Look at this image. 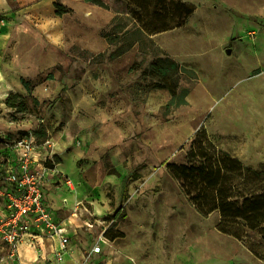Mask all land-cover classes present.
<instances>
[{"label":"rangeland","instance_id":"obj_1","mask_svg":"<svg viewBox=\"0 0 264 264\" xmlns=\"http://www.w3.org/2000/svg\"><path fill=\"white\" fill-rule=\"evenodd\" d=\"M0 1V152L27 140L39 163L59 158L44 187L71 234L61 258L56 245L0 241V264H264L216 230V213L196 212L166 169L184 161L191 137L204 129L216 146L264 171V123L254 138L242 118L249 98L264 117V0H183L193 6L185 24L150 36L197 76H179L187 103L168 109L169 92L142 73L155 68L150 47L108 59L114 46L103 32L122 9L118 0H103L108 8L85 0ZM54 2L70 11L57 15ZM131 24L139 27L136 18ZM28 47L40 55L36 73L13 61ZM100 52L105 59L96 62ZM10 92L25 98L26 111L5 105ZM118 210L125 215L115 229L124 237L108 240ZM204 228L214 242L197 246L192 236Z\"/></svg>","mask_w":264,"mask_h":264},{"label":"trees","instance_id":"obj_2","mask_svg":"<svg viewBox=\"0 0 264 264\" xmlns=\"http://www.w3.org/2000/svg\"><path fill=\"white\" fill-rule=\"evenodd\" d=\"M91 4L108 8L103 0H85ZM122 9L112 17L103 37L114 49L108 59L122 56L135 45L145 54L150 47L154 69L142 73L154 80V87L166 89L170 98L166 108H177L187 103L189 88L178 85L182 73L189 74L191 81L197 80L193 70L172 59L150 38L152 34L179 28L193 13V6L183 0H118ZM56 14L61 16L70 10L54 2ZM130 14L131 17L125 16ZM136 18L135 28L131 21ZM98 59H97V58ZM96 62L105 59V53L95 56ZM5 105L18 112L26 111L25 98L10 92ZM55 162L46 161L53 168ZM169 175L179 186L187 202L202 216L217 214L216 230L240 242L254 257L264 263V171L244 164L239 158L216 146L204 129L191 137L184 161L166 164ZM125 215L118 210L113 223L104 232L108 240L124 237L115 229Z\"/></svg>","mask_w":264,"mask_h":264},{"label":"built area","instance_id":"obj_3","mask_svg":"<svg viewBox=\"0 0 264 264\" xmlns=\"http://www.w3.org/2000/svg\"><path fill=\"white\" fill-rule=\"evenodd\" d=\"M33 150L32 142L20 140L0 152V241L16 247L56 240L55 254L61 258L70 229L56 217L46 197L44 185L52 169L39 163Z\"/></svg>","mask_w":264,"mask_h":264},{"label":"bare ground","instance_id":"obj_4","mask_svg":"<svg viewBox=\"0 0 264 264\" xmlns=\"http://www.w3.org/2000/svg\"><path fill=\"white\" fill-rule=\"evenodd\" d=\"M247 104H246V107L243 111V114H242V118L244 120V123H246V125H253L254 126V129H250V134H252L254 136V138L256 137V135L258 134L257 133V128L264 123V117L261 116L260 112H258V107H256V105L252 104V100L249 98V100H247ZM264 109V106L262 107ZM258 141L260 142V139H258ZM263 141V140H262ZM264 142V141H263ZM261 144V142H260ZM180 221H182L180 219ZM183 222V221H182ZM186 226V233L187 232H190L192 231L193 229V224L189 223V222H185V225ZM204 233H202L201 236H197L196 233L193 234L192 236V242H195V244L197 246L199 245H205L206 247L207 246H210L211 244H213L214 242V236L211 237L209 235V233H207L206 231V228H204Z\"/></svg>","mask_w":264,"mask_h":264},{"label":"crops","instance_id":"obj_5","mask_svg":"<svg viewBox=\"0 0 264 264\" xmlns=\"http://www.w3.org/2000/svg\"><path fill=\"white\" fill-rule=\"evenodd\" d=\"M4 6H5V2H1L0 1V11L4 10ZM55 25L56 31L59 30L60 28V22H53L52 26ZM54 29L52 31H54ZM22 31H24L23 27H22ZM60 32V31H59ZM23 32H20V34L17 32V37L21 38L19 35H21ZM5 33H1V27H0V38L4 37ZM58 34V33H57ZM56 34V35H57ZM15 37L16 34L14 33ZM53 35V36H56ZM28 41L30 43H34L33 40V36L30 35V38L28 37ZM35 43H38V41L36 40ZM30 47L25 49V52H23L22 54L17 53V56L13 59V61H23V62H27L28 63V67L26 68V70L31 71L33 73H36L39 69V63H40V55L38 54V50H31ZM14 62V64H16ZM71 238V237H70ZM56 245V248L58 247V242L56 240H43L41 243V246L46 247V249L48 250L49 248L52 250V248ZM55 249V247H54ZM53 249V250H54Z\"/></svg>","mask_w":264,"mask_h":264},{"label":"water","instance_id":"obj_6","mask_svg":"<svg viewBox=\"0 0 264 264\" xmlns=\"http://www.w3.org/2000/svg\"><path fill=\"white\" fill-rule=\"evenodd\" d=\"M227 53H230V49H227V51H226Z\"/></svg>","mask_w":264,"mask_h":264}]
</instances>
